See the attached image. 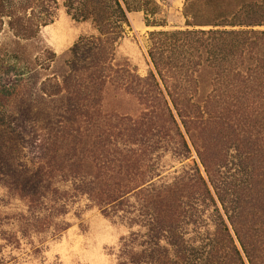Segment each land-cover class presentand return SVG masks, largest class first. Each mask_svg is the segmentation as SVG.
I'll return each mask as SVG.
<instances>
[{
    "label": "trees",
    "instance_id": "trees-1",
    "mask_svg": "<svg viewBox=\"0 0 264 264\" xmlns=\"http://www.w3.org/2000/svg\"><path fill=\"white\" fill-rule=\"evenodd\" d=\"M130 1L64 0L97 33L73 46L69 72L53 82L68 104L27 139L35 167L20 164L3 181L57 232L75 207L79 217L83 197L122 224L114 264H264V0L197 28L152 31L144 76L113 65ZM57 5L0 0V31L18 8L21 34ZM111 79L138 99L139 115L102 111L97 97ZM16 121L0 110V129Z\"/></svg>",
    "mask_w": 264,
    "mask_h": 264
},
{
    "label": "rangeland",
    "instance_id": "rangeland-1",
    "mask_svg": "<svg viewBox=\"0 0 264 264\" xmlns=\"http://www.w3.org/2000/svg\"><path fill=\"white\" fill-rule=\"evenodd\" d=\"M56 1L53 14L31 17L25 33L19 34V8L18 16L3 18L0 31V110L17 118L15 131L0 129V256H4L3 264H114L119 240L127 233L122 224L106 219L83 197L79 217L75 207L63 217L70 226L57 232L53 220L36 222L28 201L3 181L14 169L19 176L20 164L35 167L36 146L27 139L37 140L35 135L43 127L65 116L68 104V93L56 94L53 82L69 72L73 46L97 33L91 20H74L64 0ZM245 1L132 0L125 9L128 21L115 47L113 65L147 75L153 68L148 53L152 31L197 28L195 24L212 23L217 15L236 10ZM113 80L107 81L97 97L102 111L139 115L138 99L121 80ZM21 126H27L26 131ZM59 220L60 225L65 223Z\"/></svg>",
    "mask_w": 264,
    "mask_h": 264
}]
</instances>
